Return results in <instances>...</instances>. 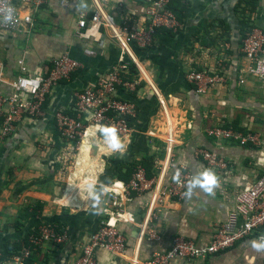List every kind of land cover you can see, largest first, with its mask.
<instances>
[{
    "label": "crops",
    "instance_id": "obj_1",
    "mask_svg": "<svg viewBox=\"0 0 264 264\" xmlns=\"http://www.w3.org/2000/svg\"><path fill=\"white\" fill-rule=\"evenodd\" d=\"M61 1L48 0L33 10L34 24L22 33L0 32V96L12 94L11 85L21 76V61L33 80L43 76L54 57L66 54L80 63L75 73L54 86L43 107L44 117L17 125L0 144V247L27 240L41 225L56 224L60 233L67 231L66 240L47 241L28 264H75L81 246L112 209L113 182L126 184L131 178L122 175L126 164L143 157L152 158L150 189L129 191L119 199L123 219L118 228L128 254L119 257L98 250L94 264H126L133 255L146 260L154 252L169 250L176 236L209 242L215 227L235 210L236 194L264 171V83L249 74L241 51L250 27L264 31V0L172 2L180 29L159 30L147 49L131 45L139 66L130 67L125 80L135 88L122 86L118 96L135 102L137 114L129 137L116 134L123 146L117 151L107 143L105 128L97 130L88 121L87 135L73 150V143L57 131L54 113H74V93L95 84L119 59L121 46L110 27L102 25L92 37L78 36L79 15H85L88 27L97 4L116 26L132 27L142 20L145 0ZM27 12L24 8L21 15ZM191 69L216 70L223 81L197 94L186 79ZM215 126L257 136L258 144L241 146L215 139L207 132ZM168 137L173 139L171 146ZM199 149L218 154L226 168L209 167L195 154ZM170 157L192 178L211 169L217 178L212 190L196 186L183 198L153 201L162 170L163 183L170 178ZM90 186L98 202L89 195ZM40 204L38 214L24 216L29 205ZM262 238L264 226L199 264H264V250L251 243Z\"/></svg>",
    "mask_w": 264,
    "mask_h": 264
},
{
    "label": "built area",
    "instance_id": "obj_2",
    "mask_svg": "<svg viewBox=\"0 0 264 264\" xmlns=\"http://www.w3.org/2000/svg\"><path fill=\"white\" fill-rule=\"evenodd\" d=\"M47 1L0 0V32L16 35L22 33L25 28H31L34 24L33 10L42 7ZM173 1L175 0H145L142 20L132 27L116 26L113 19L96 3L88 27H86L85 15L83 13L79 15L77 27L82 31L78 36L92 37L94 32L99 33L102 25H107L120 43L121 51L117 64L98 78L95 84L74 93L75 116L66 114L62 110L54 113L57 131L67 142L78 143L87 135L91 126L86 125L87 121L97 130L113 127L116 134L123 138L131 135V120L137 114V105L131 100H122L118 96V90L122 86L131 90L135 88L133 82L123 78L128 73L130 64L139 66L131 45L147 49L153 44L159 30L168 29L177 32L180 29L178 15L171 6ZM24 8L28 12L21 15V10ZM9 12L12 18L5 21L4 16ZM241 51L249 63V74L264 83V31L256 26L250 27L242 39ZM19 67L21 76L11 85L12 94L0 96V144L13 135L17 125L23 122H36L44 117L43 107L47 98L52 95L54 86L75 73L80 63L66 54L54 57L43 76L34 80L26 76L27 71L22 61L19 62ZM186 79L197 94H205L223 81L216 70L191 69ZM207 132L215 139L234 141L241 146L248 143L258 144L259 141L257 136H243L232 127L215 126ZM172 143L173 139L168 137L167 145L171 146ZM195 154L201 155L211 168H226L225 160L215 152L199 149L195 150ZM163 176L162 170L158 177L155 195L152 197L153 201L164 197L179 199L186 196L192 175L184 172L183 166L172 164L170 178L166 183H163ZM150 185L144 167L139 164L136 165L126 184L118 185L116 181L113 182L112 186L116 189H109L112 209L106 213L107 217L91 234L89 242L81 246L80 256L75 264H94L95 253L98 250L119 257L128 254L125 238L118 228V222L123 219L119 209V199L122 194L129 191L140 192L150 189ZM235 201V210L229 214L226 221L215 227L209 242L200 243L194 239L176 236L172 239L169 250L154 252L146 260H139L133 255L126 264H199L253 235L264 226V171L248 187L236 194ZM67 236V231L57 232L53 224L41 225L38 233L29 237V243L23 245L12 257L6 259L3 248L0 247V264H28L35 250L44 243L51 240L63 243ZM152 238L158 240L154 234Z\"/></svg>",
    "mask_w": 264,
    "mask_h": 264
},
{
    "label": "clouds",
    "instance_id": "obj_3",
    "mask_svg": "<svg viewBox=\"0 0 264 264\" xmlns=\"http://www.w3.org/2000/svg\"><path fill=\"white\" fill-rule=\"evenodd\" d=\"M11 13L9 12L4 16V20H10ZM104 131L108 134L107 143L113 151L122 150L123 146L119 141V138L116 135V130L113 127H106ZM217 178L216 175L212 172L211 169H205L203 172L198 173L193 176V178L188 182V189L185 195H190L193 187L199 186L205 191H211L212 187L216 184ZM89 195L92 196L94 200L98 202V195L95 193V189L91 186L89 187ZM252 247L257 250H264V238L259 242L252 241Z\"/></svg>",
    "mask_w": 264,
    "mask_h": 264
},
{
    "label": "trees",
    "instance_id": "obj_4",
    "mask_svg": "<svg viewBox=\"0 0 264 264\" xmlns=\"http://www.w3.org/2000/svg\"><path fill=\"white\" fill-rule=\"evenodd\" d=\"M130 67L133 69V67H135V65L134 64H130ZM67 114H70L71 116H75L76 115L75 112L74 113L73 112L72 113H67ZM137 164H139V165L144 167L147 176L151 175L150 169H151V166H152V158H150V157H143V158H141L138 161L136 160V161H133V162H128L126 164V169L124 170L122 175H124L128 179V177H130L132 175V173H133L134 169L136 168ZM122 178H123V176H122ZM126 178H125V180H127ZM42 208H43V205H41V204L37 205V206L29 205L28 209L25 212V214H27V215H24V216L26 217V216H28L30 214L31 215H36V214L39 213V210H41ZM30 209H31V212L28 211ZM19 226H20V224H17V227H19ZM60 227H61L60 225L54 224V228L56 229V231L60 232L61 231ZM38 231H39V228L37 230H35L31 235L38 233ZM28 243H29V237L27 238V240H24L21 243H7L3 247V255H4V257L6 259L12 257L13 255L17 254L21 250L23 245H26Z\"/></svg>",
    "mask_w": 264,
    "mask_h": 264
},
{
    "label": "rangeland",
    "instance_id": "obj_5",
    "mask_svg": "<svg viewBox=\"0 0 264 264\" xmlns=\"http://www.w3.org/2000/svg\"><path fill=\"white\" fill-rule=\"evenodd\" d=\"M50 63H51V61H50ZM49 65V64H48ZM131 72V71H130ZM123 78H124V80L125 79H128V75L127 74H125L124 76H123ZM78 143L76 142V143H73V150H75V148L78 146L77 145ZM203 159V158H202ZM204 160V159H203ZM169 162H171V164L173 163V161L171 160V157H170V159H169ZM206 162V161H205ZM207 163V162H206ZM183 171L184 172H186V170H185V167H183ZM188 173V172H187ZM189 174V173H188ZM149 177V176H148Z\"/></svg>",
    "mask_w": 264,
    "mask_h": 264
}]
</instances>
